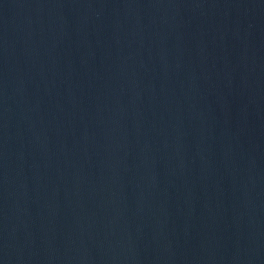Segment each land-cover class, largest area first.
<instances>
[{
	"label": "water",
	"instance_id": "95a60500",
	"mask_svg": "<svg viewBox=\"0 0 264 264\" xmlns=\"http://www.w3.org/2000/svg\"><path fill=\"white\" fill-rule=\"evenodd\" d=\"M0 264H264V0H0Z\"/></svg>",
	"mask_w": 264,
	"mask_h": 264
}]
</instances>
